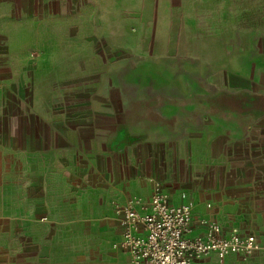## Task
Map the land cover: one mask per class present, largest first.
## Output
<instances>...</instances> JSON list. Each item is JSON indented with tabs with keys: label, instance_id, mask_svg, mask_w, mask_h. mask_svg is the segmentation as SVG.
<instances>
[{
	"label": "crops",
	"instance_id": "0c3cea01",
	"mask_svg": "<svg viewBox=\"0 0 264 264\" xmlns=\"http://www.w3.org/2000/svg\"><path fill=\"white\" fill-rule=\"evenodd\" d=\"M25 5L0 0V264L73 260L57 226L42 220L58 205L59 156L76 196L68 207L82 208L89 232L105 243L122 236L118 206L133 201L145 211L158 180L172 203L190 204L189 236L202 231L201 217L254 240L246 257L208 253L192 264H264V29L245 47L227 41L209 79L173 82L174 98L148 97L130 124L90 106L47 123L9 111L10 89L41 65L26 49L25 20L36 18Z\"/></svg>",
	"mask_w": 264,
	"mask_h": 264
},
{
	"label": "rangeland",
	"instance_id": "374dc122",
	"mask_svg": "<svg viewBox=\"0 0 264 264\" xmlns=\"http://www.w3.org/2000/svg\"><path fill=\"white\" fill-rule=\"evenodd\" d=\"M25 4L26 16L36 18L25 20L26 49L33 57L39 54L41 65L10 89L9 111L16 113L20 107L42 114L47 123L90 106L104 107L114 120L130 124L137 108L149 104L148 97L174 98L179 91L173 82L209 79L212 63L227 41L245 47L253 33L264 29V0H25ZM58 159V205L52 218L43 215L42 220L57 226V239L67 246L64 257L73 259L67 264H132L113 246L117 241L105 243L89 232L82 208L68 207L76 196L63 176L64 156Z\"/></svg>",
	"mask_w": 264,
	"mask_h": 264
},
{
	"label": "built area",
	"instance_id": "2783aa9c",
	"mask_svg": "<svg viewBox=\"0 0 264 264\" xmlns=\"http://www.w3.org/2000/svg\"><path fill=\"white\" fill-rule=\"evenodd\" d=\"M152 184L145 211H137L133 201L117 208L123 232L113 246L126 252L132 264H192L208 253L219 260L230 252L242 257L252 253V238L235 227L225 233L213 219L197 218L202 231L189 236L194 221L190 204L184 200L172 203L158 180Z\"/></svg>",
	"mask_w": 264,
	"mask_h": 264
}]
</instances>
